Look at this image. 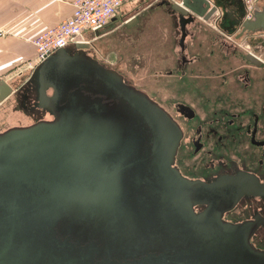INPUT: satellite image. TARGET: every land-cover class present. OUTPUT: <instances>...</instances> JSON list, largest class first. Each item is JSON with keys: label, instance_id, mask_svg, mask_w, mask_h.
Returning <instances> with one entry per match:
<instances>
[{"label": "water", "instance_id": "obj_1", "mask_svg": "<svg viewBox=\"0 0 264 264\" xmlns=\"http://www.w3.org/2000/svg\"><path fill=\"white\" fill-rule=\"evenodd\" d=\"M182 3V14L217 10ZM240 24L264 31V6ZM76 46L37 68V104L52 117L0 131V264H264L251 241L264 217L223 218L244 195H264L259 177L184 176L171 114L88 42ZM13 91L0 80V102Z\"/></svg>", "mask_w": 264, "mask_h": 264}, {"label": "flooded vegetation", "instance_id": "obj_2", "mask_svg": "<svg viewBox=\"0 0 264 264\" xmlns=\"http://www.w3.org/2000/svg\"><path fill=\"white\" fill-rule=\"evenodd\" d=\"M209 1L217 10L208 18L193 10L180 13L173 4L183 5L182 0H154L124 22L126 29L136 28L145 38L151 31L153 15L164 12L166 19L156 21L164 26L157 37L160 50L154 56L156 63L165 55V46L169 47L165 52L171 58L168 52L175 50V44L179 48L172 67L165 70L169 77L158 75L150 90L133 84L160 103L181 128L175 164L184 176L210 182L224 174L245 171L264 183V42L259 35L264 31H243L240 24L251 17L255 6L262 8L264 0H255L253 6L247 0ZM145 9L149 10L145 13ZM147 12L152 14L149 19ZM181 18L187 20L184 37ZM163 37L168 41H163ZM240 41L253 46L262 41L263 48L244 50ZM90 43L91 48H84L86 53H91L96 45ZM67 49L74 52L78 47L69 45ZM33 93L36 95H30ZM37 95L38 80L34 78L22 91V105L28 112L33 107L39 112L37 115L52 116L38 106ZM204 207L197 205L196 209ZM258 214L264 217V195H244L224 212L223 218L242 222L255 219ZM251 241L264 249V222Z\"/></svg>", "mask_w": 264, "mask_h": 264}, {"label": "crops", "instance_id": "obj_3", "mask_svg": "<svg viewBox=\"0 0 264 264\" xmlns=\"http://www.w3.org/2000/svg\"><path fill=\"white\" fill-rule=\"evenodd\" d=\"M73 0H0V80H4L9 83L14 91L11 95L0 102V115L4 117L20 118L25 115L34 116L36 109L33 107L31 111H27L25 106L22 105V91L27 83L37 78V65L36 62V47L33 43L34 38L46 28L58 23L60 20L69 16L73 9ZM250 5L253 6L255 0H247ZM132 2H126L120 8L119 13L127 9V5ZM149 9H145L148 11ZM143 11V12H144ZM139 11L126 17L121 22L118 21L119 13L117 17L113 18L110 23L119 22L115 27H112L107 32L99 33L100 38L107 36V43L109 45L118 43L119 39L115 32L119 29L125 30L129 33L137 30L136 28L126 29L124 22L131 16L138 14ZM164 12L155 13L152 19L154 24L160 19H166ZM109 23V24H110ZM108 24V25H109ZM152 24V21H151ZM107 27V25L105 26ZM104 27V28H105ZM160 29L164 26L160 24ZM103 31V28L101 29ZM100 30V31H101ZM264 32L260 33V38L264 42ZM86 40L92 39V37L83 36ZM98 37V38H99ZM98 38L92 39L93 42H98ZM114 40V41H113ZM261 41V42H262ZM244 42V41H243ZM260 42V43H261ZM259 41L256 43L257 47L262 49L263 44ZM249 45V44H248ZM140 53V52H139ZM138 53V54H139ZM171 56L166 55L160 57L159 68L162 71L161 75L164 78L169 77L165 70L172 67L175 56H179V50H173L168 52ZM135 54H137L135 52Z\"/></svg>", "mask_w": 264, "mask_h": 264}, {"label": "rangeland", "instance_id": "obj_4", "mask_svg": "<svg viewBox=\"0 0 264 264\" xmlns=\"http://www.w3.org/2000/svg\"><path fill=\"white\" fill-rule=\"evenodd\" d=\"M152 1L154 0H132V2L127 5V9H124L123 12L121 11V13H119L120 17L118 21L121 22L131 14L142 10L144 7H146L149 2ZM149 15L152 16L151 12L146 15V19H149ZM153 16H155V14ZM143 18L145 19V16H143ZM151 21V31L147 33V36L145 38L139 35L138 29L137 31L135 30L129 33L125 32V30L123 32V30L119 29L115 32L116 36L119 37V39L116 38L117 40H119V44L115 43L109 45L107 43L109 36L104 38H100L98 36V42L95 41L96 45H94V47L90 49L91 53L104 64L111 67L116 66L120 71H123L126 74V76H124L126 77L127 81H129L130 83H136L139 86L145 87L148 90L152 89V85L154 84V82L157 81L155 80V78H157L158 75H161L160 71H163L159 68L160 64L156 63L157 61H155L154 59V56H157V52L160 50L158 45L159 41H157V37H159L161 31H159V26L155 25L152 19ZM119 22L110 23L109 25H107V27L103 28V31H100V34L107 32L112 27L117 26ZM208 27L210 26L208 25ZM83 36L93 37L94 33L86 31L83 33ZM162 40L168 41L165 37H163ZM239 43H242L241 47L244 50L260 49L259 47H257V45H247L243 41H240ZM155 44L157 46H155ZM165 48L166 49L163 50V53H165V51L169 49L168 46H165ZM178 49V46L175 44V50ZM135 52L137 54H135ZM91 53L89 52L88 54ZM30 95H34V93ZM41 117L51 118L52 116L50 114H45L43 116H41L40 114H34V116L32 117L29 115H25L20 118H11L9 116L4 117L1 114L0 131L11 126L29 124Z\"/></svg>", "mask_w": 264, "mask_h": 264}, {"label": "built area", "instance_id": "obj_5", "mask_svg": "<svg viewBox=\"0 0 264 264\" xmlns=\"http://www.w3.org/2000/svg\"><path fill=\"white\" fill-rule=\"evenodd\" d=\"M132 0H73L69 16L40 32L33 40L36 47V62L40 65L49 55L61 47L90 42L99 36L100 30L117 16L120 8ZM90 31V40L82 37Z\"/></svg>", "mask_w": 264, "mask_h": 264}, {"label": "bare ground", "instance_id": "obj_6", "mask_svg": "<svg viewBox=\"0 0 264 264\" xmlns=\"http://www.w3.org/2000/svg\"><path fill=\"white\" fill-rule=\"evenodd\" d=\"M216 30V29H215ZM209 32V31H208ZM198 33V32H197ZM110 37V36H109ZM216 39V38H215ZM88 42V41H87ZM90 47H91V43L88 42ZM124 47V46H123ZM229 49V48H228ZM129 52V51H128ZM243 52V51H242ZM220 54V53H219ZM233 55V54H232ZM236 55V54H235ZM229 58V57H228ZM215 61V60H214ZM226 64V63H225ZM134 66V65H133ZM131 67V66H130ZM198 67V66H197ZM203 67V66H202ZM207 67V66H206ZM134 68V67H133ZM195 70V69H194ZM204 70V69H203ZM257 70V69H256ZM213 81V80H212ZM203 83V82H202ZM229 85V84H228ZM231 85V84H230ZM153 87V86H152ZM227 87V86H226ZM202 88V87H201ZM191 89V88H190ZM213 90V89H212ZM215 90V89H214ZM255 91V90H254ZM49 92V91H48ZM254 95V94H253ZM186 97V96H185ZM47 119V118H46Z\"/></svg>", "mask_w": 264, "mask_h": 264}, {"label": "trees", "instance_id": "obj_7", "mask_svg": "<svg viewBox=\"0 0 264 264\" xmlns=\"http://www.w3.org/2000/svg\"><path fill=\"white\" fill-rule=\"evenodd\" d=\"M70 52H73V51H70ZM36 95V93H34V96Z\"/></svg>", "mask_w": 264, "mask_h": 264}]
</instances>
